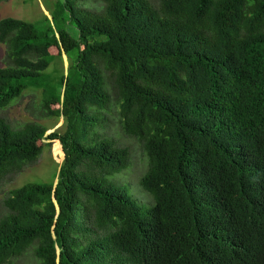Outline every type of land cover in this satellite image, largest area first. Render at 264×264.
<instances>
[{"label": "trees", "instance_id": "obj_1", "mask_svg": "<svg viewBox=\"0 0 264 264\" xmlns=\"http://www.w3.org/2000/svg\"><path fill=\"white\" fill-rule=\"evenodd\" d=\"M79 1L56 0L44 31L0 21V111L44 88L48 115L59 105L65 119L48 134L0 116V180L35 163L41 141L65 156L53 183L5 200L0 264L30 249L39 264H264V0H101L99 12ZM53 49L67 76H46ZM104 71L121 130L148 159L145 210L112 180L130 148L90 113L107 105Z\"/></svg>", "mask_w": 264, "mask_h": 264}, {"label": "rangeland", "instance_id": "obj_2", "mask_svg": "<svg viewBox=\"0 0 264 264\" xmlns=\"http://www.w3.org/2000/svg\"><path fill=\"white\" fill-rule=\"evenodd\" d=\"M80 8L99 12L104 3L101 0H82L78 2ZM56 9V0H7L0 2V21L6 18H15L31 24L44 31L48 28L45 17H51V13ZM57 49L52 50L56 56L51 64L46 76L56 79L63 75H68L71 60L62 52L58 56ZM7 46L0 43V69L7 68L11 61L7 56ZM106 91L108 102L105 108H93L90 113L101 118V123L97 132L106 134L114 139L120 146L130 148L132 152V161L128 169L118 176L111 177L113 182L119 185L127 186L130 194L137 201L139 206L145 210L154 206L153 198L147 194L140 186L141 178L148 170V159L137 140L125 136L120 125V103L113 88V82L108 72L104 71ZM44 88H30L24 95L16 100L9 108L0 111V116L5 118L13 128H21L29 122H37L45 126L49 132H62L65 119L61 113V106L53 107L50 116L44 109L45 100ZM96 131V129H95ZM54 141L48 144V141H41L42 147L40 158L32 164L26 165L20 173H13L3 177L0 180V219L8 211L4 202L10 193L29 183L51 184L59 173V166L63 163V151L61 145ZM12 264H39L33 249H30L22 257L14 259Z\"/></svg>", "mask_w": 264, "mask_h": 264}, {"label": "water", "instance_id": "obj_3", "mask_svg": "<svg viewBox=\"0 0 264 264\" xmlns=\"http://www.w3.org/2000/svg\"><path fill=\"white\" fill-rule=\"evenodd\" d=\"M48 134H50V133H48ZM56 186V185H55Z\"/></svg>", "mask_w": 264, "mask_h": 264}]
</instances>
